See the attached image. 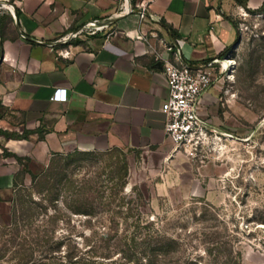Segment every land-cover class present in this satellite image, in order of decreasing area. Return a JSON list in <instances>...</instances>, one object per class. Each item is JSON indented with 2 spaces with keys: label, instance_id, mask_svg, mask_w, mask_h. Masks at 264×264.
Masks as SVG:
<instances>
[{
  "label": "rangeland",
  "instance_id": "obj_1",
  "mask_svg": "<svg viewBox=\"0 0 264 264\" xmlns=\"http://www.w3.org/2000/svg\"><path fill=\"white\" fill-rule=\"evenodd\" d=\"M235 19L233 75L212 104L220 148L173 169L121 149L18 156L0 264H264V8Z\"/></svg>",
  "mask_w": 264,
  "mask_h": 264
},
{
  "label": "crops",
  "instance_id": "obj_2",
  "mask_svg": "<svg viewBox=\"0 0 264 264\" xmlns=\"http://www.w3.org/2000/svg\"><path fill=\"white\" fill-rule=\"evenodd\" d=\"M122 1L0 0V190L14 188L18 156L121 149L175 168L184 155L165 131L164 64L222 57L237 43L236 16L264 6L126 0L131 9L119 13ZM93 20L106 25L59 40ZM216 87L201 98L203 118L214 126L221 121L212 105ZM56 89H66L64 100L53 98ZM216 168L206 163L198 171Z\"/></svg>",
  "mask_w": 264,
  "mask_h": 264
},
{
  "label": "built area",
  "instance_id": "obj_3",
  "mask_svg": "<svg viewBox=\"0 0 264 264\" xmlns=\"http://www.w3.org/2000/svg\"><path fill=\"white\" fill-rule=\"evenodd\" d=\"M8 9L11 11L12 6ZM130 9L128 2L123 0L119 13ZM105 25L106 23L93 20L59 40H69L83 32L93 34L102 30ZM231 50L232 48L228 49L222 57L196 66L183 62L164 64L169 94L161 104V111L166 115L165 131L173 142L175 152L191 159L202 160L211 149L220 148L219 142L225 133L202 117L199 113V105L209 87L230 79L233 75L235 61ZM53 98L64 100L66 89H56Z\"/></svg>",
  "mask_w": 264,
  "mask_h": 264
},
{
  "label": "trees",
  "instance_id": "obj_4",
  "mask_svg": "<svg viewBox=\"0 0 264 264\" xmlns=\"http://www.w3.org/2000/svg\"><path fill=\"white\" fill-rule=\"evenodd\" d=\"M263 6L262 7H260V8H258L257 10H251V11H249L250 13H255V12H259V11H261V10H263ZM235 24L237 25V21H235ZM25 166L26 165H24V168H25ZM15 175H17V174H15ZM32 175H33V173H32ZM33 176H35V175H33ZM16 182V177H14V184H16L15 183ZM12 199V198H11ZM85 209H82V211H84ZM153 253H155V250L153 249V251H152ZM126 259H127V261L129 262L130 261V259H128L127 257H126ZM149 261H150V258H149ZM150 262H148V264H149ZM72 264V263H71ZM135 264H143L142 262H138V261H136V263ZM144 264H146V263H144Z\"/></svg>",
  "mask_w": 264,
  "mask_h": 264
},
{
  "label": "water",
  "instance_id": "obj_5",
  "mask_svg": "<svg viewBox=\"0 0 264 264\" xmlns=\"http://www.w3.org/2000/svg\"><path fill=\"white\" fill-rule=\"evenodd\" d=\"M115 19L114 18H111L109 21H107V23H111V22H113ZM237 42H238V40H237ZM2 56V55H1Z\"/></svg>",
  "mask_w": 264,
  "mask_h": 264
},
{
  "label": "bare ground",
  "instance_id": "obj_6",
  "mask_svg": "<svg viewBox=\"0 0 264 264\" xmlns=\"http://www.w3.org/2000/svg\"><path fill=\"white\" fill-rule=\"evenodd\" d=\"M2 5H3V6H6V7H10L9 5H7V4H5V3H3ZM219 144H220V143H219Z\"/></svg>",
  "mask_w": 264,
  "mask_h": 264
}]
</instances>
